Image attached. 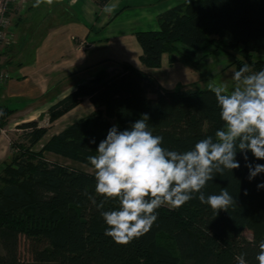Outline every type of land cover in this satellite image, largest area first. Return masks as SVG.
<instances>
[{
	"label": "trees",
	"instance_id": "1",
	"mask_svg": "<svg viewBox=\"0 0 264 264\" xmlns=\"http://www.w3.org/2000/svg\"><path fill=\"white\" fill-rule=\"evenodd\" d=\"M104 8L111 0H94ZM159 30L136 33L142 48L140 61L147 69H160L165 55L173 67L182 57L195 63L198 52L215 46L242 57L236 70L248 64L252 71L264 69V0H187L158 17ZM89 98L95 111L76 120L60 133L37 121L19 125L22 142L0 175V264H237L246 253V264L255 259L264 240V173L249 181V169L241 153L239 169L225 170L209 181L206 195L222 189L235 198L228 211L219 213L195 198L179 209L162 206L151 230L127 245L105 236L107 227L88 193H95L94 173L50 161L46 154L92 168L88 157L96 155L99 142L113 125L121 130L148 114L154 135L163 146L186 151L205 136L223 127L215 94L210 89L167 90L148 72L125 64L121 70H102L49 109L54 123ZM12 111L0 106V127L5 128ZM95 138L96 144L90 140ZM43 145L39 152L34 148ZM18 147L20 153H17ZM249 160H255L251 152ZM93 169V168H92ZM247 191V195H245ZM118 207L108 201L104 210ZM248 230L252 239L244 236ZM165 235L174 248L160 243ZM29 259L22 258L21 242Z\"/></svg>",
	"mask_w": 264,
	"mask_h": 264
},
{
	"label": "clouds",
	"instance_id": "2",
	"mask_svg": "<svg viewBox=\"0 0 264 264\" xmlns=\"http://www.w3.org/2000/svg\"><path fill=\"white\" fill-rule=\"evenodd\" d=\"M43 2L51 6L53 0H35L33 7ZM231 78V89L223 83L210 86L223 127L214 137L199 139L189 150L165 148L164 138L150 129L148 114L123 130L118 125L108 129L96 148L97 154L88 157L94 169L95 193L103 199L97 202L96 196L85 193L107 225L105 236L127 245L151 230L159 208L179 209L194 199V194L213 212L228 211L236 201L226 188L210 195L203 189L217 174L222 176L225 170L241 167L238 152L249 169V181L264 173V164L253 163L248 156L251 152L255 160H264V69L252 71L244 64L232 72ZM90 143L96 144L95 138ZM261 188L264 183L257 185L258 190ZM111 200L117 201L118 207L104 210ZM258 249L255 259L264 264V240ZM245 256L237 255V264H246Z\"/></svg>",
	"mask_w": 264,
	"mask_h": 264
},
{
	"label": "crops",
	"instance_id": "3",
	"mask_svg": "<svg viewBox=\"0 0 264 264\" xmlns=\"http://www.w3.org/2000/svg\"><path fill=\"white\" fill-rule=\"evenodd\" d=\"M186 1L111 0L100 8L94 0H53L51 6L43 2L39 7L29 0L26 17H17L16 43L0 56V70L10 75L0 85V106L12 111L6 130L12 132L23 123L37 121L51 131L72 114L77 119L91 114L95 107L89 98L54 123L49 109L101 69L119 71L129 64L154 77L157 69H147L140 61L143 51L136 33L159 30L158 17ZM42 15L43 24L32 46L34 39L27 41L24 32L39 24ZM4 59L9 61L1 65ZM3 139L0 136V145Z\"/></svg>",
	"mask_w": 264,
	"mask_h": 264
},
{
	"label": "rangeland",
	"instance_id": "4",
	"mask_svg": "<svg viewBox=\"0 0 264 264\" xmlns=\"http://www.w3.org/2000/svg\"><path fill=\"white\" fill-rule=\"evenodd\" d=\"M29 5V0H19V5H17V8L21 11L23 10L24 13L20 18L24 19L26 17L30 9ZM43 18L44 15L40 17L39 24L37 23L36 25L27 28V30L24 32L26 33L25 39H27V41H30L31 37L32 39H34L32 46L36 44L38 32L40 31V28L43 24ZM14 20L15 21H13V23L16 28V26L18 25L17 17H15ZM176 58V64L173 67H170L168 64V56L165 55L164 68L153 71V75L158 80L160 85L167 87L168 90H187L196 88L210 89L211 85H219L221 83L227 85L228 88L231 89L234 84V81L231 78V74L236 70V66H234L233 64L236 61L242 60V57L239 54L223 49H218L215 46L208 48L202 52H198L194 58L195 63L192 62V64H188L182 57L178 55H176ZM253 58L255 60H264V55L256 53L253 54ZM4 60L5 61H3L1 65L7 64V62L9 61V59ZM102 70H105V68L101 69L100 71ZM76 117L77 116L75 114H72L70 117H67L64 120H60L58 125H56V127H53L51 131H49V136L47 137V139L51 137V135H55V133L59 132L63 127L66 128L68 125L78 120ZM4 130L5 132L3 133L0 131V136H3L4 138V144L0 145V175L2 174V169L5 168L6 164H8L12 160V156L16 152V150L12 148V144L15 142H22L23 138V131L19 128V126L15 127L14 131L12 132L7 131L6 128H4ZM2 145H4L5 147L2 148ZM42 146L43 145L36 146L34 148L35 152H39ZM19 150L20 148L18 147L17 153H20ZM46 157L50 161H58L61 164L94 173V169L92 168L70 162L59 156L46 154ZM244 236L249 240L252 239V233L248 230L244 232ZM159 239L160 243L169 245L170 248H174L173 242L169 240L167 236L161 235ZM20 249L22 258L29 259V255L27 254L26 249V243L24 241L21 242Z\"/></svg>",
	"mask_w": 264,
	"mask_h": 264
},
{
	"label": "built area",
	"instance_id": "5",
	"mask_svg": "<svg viewBox=\"0 0 264 264\" xmlns=\"http://www.w3.org/2000/svg\"><path fill=\"white\" fill-rule=\"evenodd\" d=\"M19 0H0V56L8 54V50L16 43L15 25L13 23L15 17H21L23 10L17 8ZM10 79L7 70H0V85H3ZM0 131L5 132L0 127Z\"/></svg>",
	"mask_w": 264,
	"mask_h": 264
}]
</instances>
